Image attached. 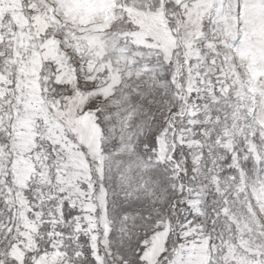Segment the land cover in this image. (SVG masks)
<instances>
[{
	"label": "snow or ice",
	"instance_id": "1",
	"mask_svg": "<svg viewBox=\"0 0 264 264\" xmlns=\"http://www.w3.org/2000/svg\"><path fill=\"white\" fill-rule=\"evenodd\" d=\"M0 264H264V0H0Z\"/></svg>",
	"mask_w": 264,
	"mask_h": 264
}]
</instances>
